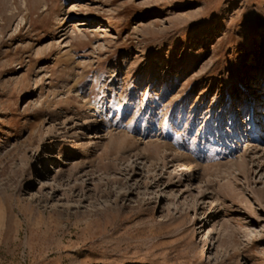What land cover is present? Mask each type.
<instances>
[{
  "label": "rangeland",
  "instance_id": "1",
  "mask_svg": "<svg viewBox=\"0 0 264 264\" xmlns=\"http://www.w3.org/2000/svg\"><path fill=\"white\" fill-rule=\"evenodd\" d=\"M0 264H264V0H0Z\"/></svg>",
  "mask_w": 264,
  "mask_h": 264
},
{
  "label": "bare ground",
  "instance_id": "2",
  "mask_svg": "<svg viewBox=\"0 0 264 264\" xmlns=\"http://www.w3.org/2000/svg\"><path fill=\"white\" fill-rule=\"evenodd\" d=\"M93 135H95V136H94L95 138L100 136V135H99V132H96V133H94ZM192 169H193V168H192L191 164L188 163V162H186L185 164H183V165L181 166L180 170L178 171V175L185 176L184 181H186V179H187L188 177H190V174H191V172H192ZM181 171H182V172H181ZM180 172H181V173H180Z\"/></svg>",
  "mask_w": 264,
  "mask_h": 264
}]
</instances>
